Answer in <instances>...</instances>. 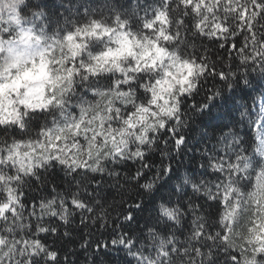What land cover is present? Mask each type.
I'll use <instances>...</instances> for the list:
<instances>
[{
	"label": "snow or ice",
	"instance_id": "1",
	"mask_svg": "<svg viewBox=\"0 0 264 264\" xmlns=\"http://www.w3.org/2000/svg\"><path fill=\"white\" fill-rule=\"evenodd\" d=\"M89 249L264 264V0H0V264Z\"/></svg>",
	"mask_w": 264,
	"mask_h": 264
},
{
	"label": "trees",
	"instance_id": "2",
	"mask_svg": "<svg viewBox=\"0 0 264 264\" xmlns=\"http://www.w3.org/2000/svg\"><path fill=\"white\" fill-rule=\"evenodd\" d=\"M239 102V101H238ZM231 105H223L221 102L220 106H218L216 109L213 110L211 117H202L200 114H195L190 117V128L187 129L188 134L190 137H195L196 139H199L201 132H207L209 135L212 133V127H209L210 125H216L221 117H224L225 114L228 111V108ZM224 122H227L225 119ZM218 134V133H217ZM195 143V140H193L190 144V147L192 144ZM189 155H192V153H189ZM174 167H178L181 172L185 171L186 168L191 166L190 161L188 160V157L185 156L182 160L179 161V163L174 162ZM114 191V190H113ZM116 199H119L117 196ZM110 229L111 226H109L108 230H105L102 234L100 232H96V238L98 239H109L110 236ZM123 230V229H121ZM73 239L76 241L74 244H64L63 241H61V244H64V247L69 249H75L77 253H81L82 250L80 249V239L79 235H76L73 237ZM49 243H54V240L52 237H49ZM92 250L89 249L86 252H83L81 255H73L70 257V259L75 262V264H84V261L86 259L91 260L92 257L90 256V252ZM97 260V264H124V260L126 259L124 256V253L120 252L117 253L116 251L109 250L107 256H100L97 254L95 257Z\"/></svg>",
	"mask_w": 264,
	"mask_h": 264
}]
</instances>
